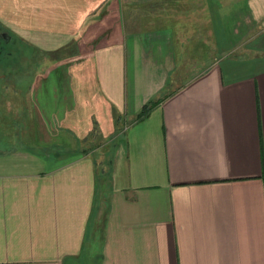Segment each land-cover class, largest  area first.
<instances>
[{
	"label": "crops",
	"instance_id": "1",
	"mask_svg": "<svg viewBox=\"0 0 264 264\" xmlns=\"http://www.w3.org/2000/svg\"><path fill=\"white\" fill-rule=\"evenodd\" d=\"M0 26L30 51L0 59V264H264V0H0Z\"/></svg>",
	"mask_w": 264,
	"mask_h": 264
},
{
	"label": "rangeland",
	"instance_id": "2",
	"mask_svg": "<svg viewBox=\"0 0 264 264\" xmlns=\"http://www.w3.org/2000/svg\"><path fill=\"white\" fill-rule=\"evenodd\" d=\"M16 45H8V50H10V51H12V54L15 56V58L16 59H20V60H15L16 62H18V64H20L22 61H24V62H26V61H28V59H29V55H30V51H29V48H28V46L27 45H25V44H23V42H20V41H17L16 43H15ZM205 49L203 50V52L205 53L206 52V50H208L209 48H210V46L209 45H207L206 43H203V45H202ZM205 46H207V47H205ZM219 45H217V41L215 42V40H214V46H213V48H214V53H215V55H217L218 53H220V50H219ZM199 52L201 53V50H199ZM203 59V60H202ZM199 58L198 60H199V62H201V67H203V62H204V58ZM199 66V67H200ZM184 77H186V75L185 74H181V73H179V74H175L174 75V80H173V82L175 83V84H178L179 82H181L183 79H185ZM177 79V80H176ZM173 83V84H174ZM1 124H3L2 122H0ZM5 124L2 126V128L4 129L5 128ZM1 128V127H0ZM65 140L72 146V147H75L76 148V150H77V153L78 152H84V151H86V150H90V148L92 149L93 147H95V146H93L94 144H95V142H88V143H86V144H75V142H73V140L71 139V138H69V137H67V136H65ZM102 151H104V150H102ZM108 153H109V151L108 150H105L104 152H103V154L101 153V160H102V165L104 166L103 168V170H102V174L103 175H105L106 174V166H107V159H108ZM100 154V153H99ZM76 154L75 153H72V154H70V157H72V156H75ZM103 158V159H102Z\"/></svg>",
	"mask_w": 264,
	"mask_h": 264
},
{
	"label": "flooded vegetation",
	"instance_id": "3",
	"mask_svg": "<svg viewBox=\"0 0 264 264\" xmlns=\"http://www.w3.org/2000/svg\"><path fill=\"white\" fill-rule=\"evenodd\" d=\"M16 42L12 34L0 26V59L7 54H12V51L8 50V45H16Z\"/></svg>",
	"mask_w": 264,
	"mask_h": 264
},
{
	"label": "trees",
	"instance_id": "4",
	"mask_svg": "<svg viewBox=\"0 0 264 264\" xmlns=\"http://www.w3.org/2000/svg\"><path fill=\"white\" fill-rule=\"evenodd\" d=\"M199 29H203L205 30L206 26H197ZM208 31H209V26H208ZM151 101L147 102L146 104H144L143 108L140 110V112L138 113L139 118L142 117L143 115L146 114L148 108L151 106Z\"/></svg>",
	"mask_w": 264,
	"mask_h": 264
}]
</instances>
